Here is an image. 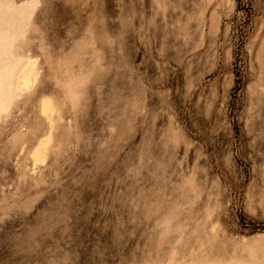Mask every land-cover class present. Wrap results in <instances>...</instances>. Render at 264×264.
<instances>
[{"label":"rangeland","instance_id":"rangeland-1","mask_svg":"<svg viewBox=\"0 0 264 264\" xmlns=\"http://www.w3.org/2000/svg\"><path fill=\"white\" fill-rule=\"evenodd\" d=\"M168 256L264 264V0H0V264Z\"/></svg>","mask_w":264,"mask_h":264},{"label":"crops","instance_id":"crops-1","mask_svg":"<svg viewBox=\"0 0 264 264\" xmlns=\"http://www.w3.org/2000/svg\"><path fill=\"white\" fill-rule=\"evenodd\" d=\"M196 261L199 262L198 260H196ZM159 262H160V264L161 263L162 264H176L177 260H176V258H171L168 256V258L163 259L162 261H159Z\"/></svg>","mask_w":264,"mask_h":264}]
</instances>
